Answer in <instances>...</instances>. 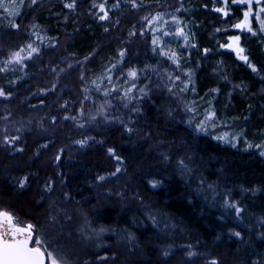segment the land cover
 <instances>
[{
    "label": "trees",
    "instance_id": "obj_1",
    "mask_svg": "<svg viewBox=\"0 0 264 264\" xmlns=\"http://www.w3.org/2000/svg\"><path fill=\"white\" fill-rule=\"evenodd\" d=\"M248 7L3 0L1 206L35 228L49 221L67 231L74 249L100 248L83 257L94 264H264L262 148L224 144L205 121L217 96L230 129L264 139V33L255 18L264 0L251 1L250 31L241 32L247 62L221 47ZM168 14L179 22L174 37L187 35L176 62L159 54L170 52L165 44H153ZM29 45L36 51L11 76L9 60Z\"/></svg>",
    "mask_w": 264,
    "mask_h": 264
},
{
    "label": "rangeland",
    "instance_id": "obj_2",
    "mask_svg": "<svg viewBox=\"0 0 264 264\" xmlns=\"http://www.w3.org/2000/svg\"><path fill=\"white\" fill-rule=\"evenodd\" d=\"M253 1V0H251ZM256 18V23L258 25V29H260L263 33H264V26L261 25L260 20L264 19V13L261 14V16L259 18ZM244 19V16L242 17V19L237 22L241 23ZM249 22H250V17H249ZM248 22L247 27L240 29V28H236L234 25V30H236L232 35H230L225 44H224V49L225 50H229L231 52H233L236 56V58L239 61H243L244 60L240 59L237 56V52L235 50V48L238 46L239 48H242L243 51V55L247 56L246 51H245V47L242 44L241 41V32H248L250 31V23ZM179 26V22L177 21L175 15L173 14H168V15H163L161 16L157 22H156V27H155V39L158 40L159 42H162L163 44H165L170 52H176L180 47V41H184L182 44L187 43V35L185 34L182 37L179 38H175L173 33L174 30ZM165 33H167V35H165ZM234 37H239L238 43L234 44L232 47H229L228 45L230 43H232V38ZM184 39V40H183ZM185 45V44H184ZM26 50H24V52L21 53V59L19 63L16 62H11L10 66H8V69H10L11 71V76H17V72L13 69L15 66L14 65H18L21 64L24 58H27L29 56V52L32 53L31 50H29L28 52L25 53ZM248 57V56H247ZM4 70H6V68H3ZM217 96L212 97L210 102H208L210 104L209 106V113H212V118L211 119H207L206 117V123L208 125V127L210 128V130H213L215 133L216 137H225L226 139H220L221 142H223L224 144H228L231 146H242L244 148H251V147H261L262 151L261 153H264V139L260 138L257 140V142L252 141L251 136L252 137H258L260 135H257V133L255 131H248V130H244V128H242V130L240 129H230L227 125H230L232 122L230 120H225L222 121V117L221 115L217 112V105L221 104V101L217 102ZM214 109V110H213ZM208 113V114H209ZM223 126V127H222ZM244 126V125H243ZM264 157V155H263ZM0 211H9L7 209H5L4 207L1 206L0 204ZM69 211L71 213H79L80 216L83 218L84 215L81 211H79L76 207H69ZM14 217H15V221L16 223L20 224V225H25L28 222L21 220L17 215H15L13 212L9 211ZM61 216L65 217V219L67 218V214H61ZM47 221V220H46ZM32 225V224H31ZM76 228L77 226L80 227L77 222L75 224ZM81 228V227H80ZM77 228V230H73V233L78 231V234L80 235L82 228ZM33 230H34V236H40L42 239H44L45 241H47V243L44 245L45 247L48 248L49 251H54V253L58 256V259L62 262V264H94L92 263L93 261H90L88 259H85L84 261H82L86 256H89L93 254H98L99 251H101L100 248H97L95 246L90 248H87V250L84 252L81 249H74L75 247V241L73 238L70 237V235H68L69 233L66 231H62L61 229H54L53 228V224L51 222H47L46 224H43L42 227L39 228H35L33 226ZM77 238V242H84V239L82 237ZM119 245V243H118ZM86 246V245H83ZM189 251V250H188ZM79 256V257H78ZM84 257V258H83ZM133 256H130V261H133ZM108 260V261H107ZM79 261V262H78ZM104 263L108 264L110 263L109 258L104 260ZM123 264H129L128 262H123Z\"/></svg>",
    "mask_w": 264,
    "mask_h": 264
},
{
    "label": "snow or ice",
    "instance_id": "obj_3",
    "mask_svg": "<svg viewBox=\"0 0 264 264\" xmlns=\"http://www.w3.org/2000/svg\"><path fill=\"white\" fill-rule=\"evenodd\" d=\"M21 3H23V0H20ZM233 2H240L245 3L247 2L249 7L248 10L244 12V19L241 23H238L235 25L236 28L243 29L247 27L249 22V17L253 15L252 7H251V0H233ZM257 3H260V0H256ZM33 3H35V0H33ZM0 6H3V0H0ZM66 8H73V3H66ZM7 11V9H5ZM99 10L101 12H104V16H101L100 19H104L107 16V12L105 11L104 5H99ZM217 11H222V9H216ZM260 13H264V7L260 8V11L255 13L257 18L260 17ZM159 17H156L154 19H158ZM260 23L262 26H264V19L260 20ZM16 25L13 24V27ZM177 35H183L182 31H178L176 33ZM167 35V33H165ZM239 40V37L232 38V43H230L228 46L232 47L234 44H237ZM159 41L154 39L153 44H158ZM29 49H31L32 52L36 51L35 48L32 47V45L28 46ZM221 47H224V45H221ZM237 52V56L247 62L248 58L247 56L243 55V49L239 48L238 46L235 48ZM24 52V49H21L20 52H16L13 54L12 58L9 60V63L16 62L19 63L21 59V53ZM161 56H166L169 59H172L173 62L175 61V53L174 52H165L161 50L159 53ZM29 55H31V52H29ZM122 55V54H121ZM249 67H252L251 64H249ZM253 71H255V68H253ZM129 79H136L137 73L135 70H130L128 73ZM133 87L135 85L129 87L126 89L124 94V99L129 98V94L132 92ZM141 94H146L145 90L141 88L140 90ZM4 95L3 91H0V96ZM212 118V113L208 114L207 119ZM217 139H226L225 137H217ZM79 143L83 144L85 141H80ZM111 154V150H109ZM264 155V153H262ZM119 171V168L117 169ZM100 179H103L101 177ZM21 187H23V181L20 182ZM155 187V185H153ZM229 207H235V205H228ZM241 210L239 208H236L237 214H239ZM237 236H239V233H236ZM47 243L44 239H42L40 236H33V225L28 224L25 226H19L15 222V218L7 212L0 211V264H46V261L48 264H62V262L58 259V256L54 253V251H49L47 247L44 245ZM30 244L33 245L30 247ZM189 255H192V253H189ZM211 264H216V261L213 260Z\"/></svg>",
    "mask_w": 264,
    "mask_h": 264
},
{
    "label": "water",
    "instance_id": "obj_4",
    "mask_svg": "<svg viewBox=\"0 0 264 264\" xmlns=\"http://www.w3.org/2000/svg\"><path fill=\"white\" fill-rule=\"evenodd\" d=\"M3 212H7V211H3ZM7 213H10V212H7ZM11 214V213H10ZM12 215V214H11ZM13 216V215H12ZM14 217V216H13ZM15 218V217H14ZM16 222V221H15ZM18 224V223H17ZM28 224H30V223H27V224H25V225H28ZM19 226H25V225H20V224H18ZM35 234H34V230H33V236H34ZM35 237V236H34ZM31 246H33V245H31L30 244V247ZM46 264H48V262L46 261Z\"/></svg>",
    "mask_w": 264,
    "mask_h": 264
},
{
    "label": "bare ground",
    "instance_id": "obj_5",
    "mask_svg": "<svg viewBox=\"0 0 264 264\" xmlns=\"http://www.w3.org/2000/svg\"><path fill=\"white\" fill-rule=\"evenodd\" d=\"M204 120H205V119H204ZM201 121H202V120H201ZM205 121H206V120H205ZM233 124H234V123H233ZM234 125H235V124H234ZM236 125H237V124H236ZM236 125H235V126H236ZM207 130L209 131V129H207ZM212 133H213V132H212ZM216 138H217V137H216ZM227 145H228V144H227ZM236 148H237V147H236ZM242 148H243V147H242ZM257 148H258V147H257ZM258 149H259V148H258ZM258 149H257V150H258ZM259 150H260V149H259ZM259 150H258V151H259ZM260 156H261V155H260ZM262 156H263V155H262Z\"/></svg>",
    "mask_w": 264,
    "mask_h": 264
}]
</instances>
